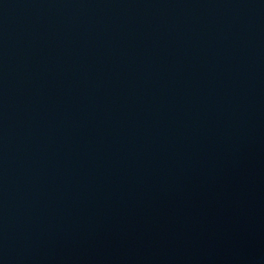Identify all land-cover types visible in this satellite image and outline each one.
<instances>
[{"label":"water","instance_id":"95a60500","mask_svg":"<svg viewBox=\"0 0 264 264\" xmlns=\"http://www.w3.org/2000/svg\"><path fill=\"white\" fill-rule=\"evenodd\" d=\"M0 264H264V0H0Z\"/></svg>","mask_w":264,"mask_h":264}]
</instances>
